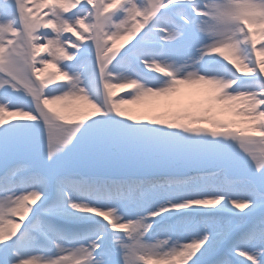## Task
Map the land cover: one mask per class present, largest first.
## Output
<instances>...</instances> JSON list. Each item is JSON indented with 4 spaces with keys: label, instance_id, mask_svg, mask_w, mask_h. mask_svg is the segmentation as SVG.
<instances>
[{
    "label": "snow or ice",
    "instance_id": "6c2138e0",
    "mask_svg": "<svg viewBox=\"0 0 264 264\" xmlns=\"http://www.w3.org/2000/svg\"><path fill=\"white\" fill-rule=\"evenodd\" d=\"M0 264H264V0H0Z\"/></svg>",
    "mask_w": 264,
    "mask_h": 264
},
{
    "label": "rangeland",
    "instance_id": "374dc122",
    "mask_svg": "<svg viewBox=\"0 0 264 264\" xmlns=\"http://www.w3.org/2000/svg\"><path fill=\"white\" fill-rule=\"evenodd\" d=\"M121 44L127 46L128 42L127 41H119L118 42V46L121 45ZM127 91H129V89L117 90V93L116 94L117 95H123V94H126ZM150 102H152V98H149V100H146L143 103H150ZM129 107L135 108L136 106H129ZM224 118L225 119H228V118H231V117L228 116V115H226Z\"/></svg>",
    "mask_w": 264,
    "mask_h": 264
}]
</instances>
